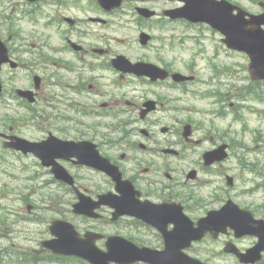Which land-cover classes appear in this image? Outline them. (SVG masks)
<instances>
[{
	"label": "flooded vegetation",
	"instance_id": "af4514ba",
	"mask_svg": "<svg viewBox=\"0 0 264 264\" xmlns=\"http://www.w3.org/2000/svg\"><path fill=\"white\" fill-rule=\"evenodd\" d=\"M41 2L46 5L48 22L64 33L66 47L63 57H59L60 53H55L56 59L46 56L41 86L31 106L32 110L44 108L45 119L48 121L45 123L46 133L62 140L93 143L97 152L115 165L122 178L133 186L127 197L130 206L145 203L170 207L181 204L191 218L198 217L195 214L203 207V202L194 194L193 188L197 187L199 179L204 181L203 177L211 176L216 178L217 185H214V192L204 202L217 205L225 202L227 190L221 184L226 182L228 172L235 174L243 166H228L226 160L210 166L204 165L203 153L221 143L228 144V137L224 131L207 126L202 120L184 116L185 101L190 106L193 94H103L97 89L99 79L102 78L97 72L99 66L110 71L111 58L119 54L112 50L113 44L100 31L104 28L121 30L123 25L134 23L132 18H135L137 26H144H138L142 30L153 26L156 19L169 22L171 20L163 13L179 7L180 0L141 1V6L155 12L154 17L147 19L131 14V1H123L119 9L110 12H103L96 5L95 9L88 5L83 10L84 0H42L32 4ZM151 39L163 44L169 38L151 36L147 45L153 48ZM155 47L161 50L162 45ZM46 49L52 53L50 50L53 49L48 48L47 39ZM164 64L167 68L172 66L169 62ZM118 77L137 79L133 75L119 73ZM42 87L45 89L43 94ZM103 117H111L117 122L100 121ZM60 156L56 158H59L58 162L69 176L68 179L57 181L50 170L47 171L51 194L58 197L53 199L46 194L48 200L45 201L51 199L59 208L55 211L57 219L71 223L73 229L68 234L70 237L82 241L86 233L97 232L104 237L123 236L139 244L149 240L162 241L161 233L134 216L125 215L112 220L114 204L100 205L95 210V218L75 213L73 205L79 200V195L98 201L100 195L117 196L119 193L113 180L105 173L76 163L74 153L67 151ZM255 158L247 160V163H251L247 164L251 169L257 166ZM252 170L255 174L256 170ZM192 171L194 178H187V174L191 175ZM252 189H244L250 197L254 194ZM238 196L241 207L251 211L256 218L264 219V196L260 203L255 202L254 198L244 200L241 194ZM46 209L50 208L46 206ZM54 220L24 219L16 230L8 229V233L4 232L3 221L0 220V241L9 235L18 241L12 245L13 256L18 264H81L77 257L52 254L43 246V242L53 237L50 225ZM166 226L169 230L174 224L169 222ZM223 236H226L224 244L233 242L240 251H245L254 243L251 240L242 246L231 239L230 232ZM98 245L103 246L104 239L99 240ZM3 251L1 246V254ZM218 253L229 255L234 264H238L233 254L223 250ZM0 264H3L1 258ZM259 264H264V260Z\"/></svg>",
	"mask_w": 264,
	"mask_h": 264
},
{
	"label": "rangeland",
	"instance_id": "374dc122",
	"mask_svg": "<svg viewBox=\"0 0 264 264\" xmlns=\"http://www.w3.org/2000/svg\"><path fill=\"white\" fill-rule=\"evenodd\" d=\"M16 0H0V20L1 15H10L11 11L14 10V17L18 18L19 11L16 10L15 6ZM16 25L21 28V38L15 39L13 31H11L6 24H0V38H2L7 45L13 49V57H16L19 61H25V65L18 69L17 71H12L10 68H5L2 72V79L4 80V85L6 90H10L12 87L25 85L29 78L28 75L30 72L43 73V63L40 62L35 64L37 61L35 55L31 52H37L40 50L34 49V42L39 40L35 39V36H28V30L32 28L29 26V23L20 18L16 22ZM177 31L173 32L175 36L184 38L183 41L177 42L174 46V53L176 55V61L174 64L175 70H178L182 73H186L184 70V64L188 62L196 64V70H198V80L191 89L195 94H204L208 90H217L220 94H235L244 86L251 88L250 78L248 76L246 66L247 58L244 54L237 53L235 51H229L225 49L222 44L218 43L217 35L212 34V40L206 43L202 42L201 48H198V45L195 41L198 42V39L195 37L199 36V33L196 29H188L186 26L180 24L175 26ZM30 28V29H29ZM39 31H42L40 28ZM36 33L35 35L41 39L44 37V33L39 36ZM51 39L50 42L60 43L59 39L50 33ZM134 34L119 35L117 38L120 40H125L126 43L132 45L136 49V45L131 40L134 38ZM207 36H210L207 33ZM187 37V38H185ZM180 41V40H179ZM122 47V46H118ZM21 53V50H23ZM27 49V50H26ZM127 52L131 55L132 58L138 57L139 54L143 53V50L136 49L128 50ZM124 49V50H125ZM123 50V49H122ZM199 50H201L199 52ZM196 51V55L193 54ZM164 57L169 61V52L164 53ZM227 67L228 72L221 73V68ZM106 78L100 81V89L108 88L111 91H120L127 92L128 94H182L177 90H171L166 87H148L145 90V86L139 82L136 83H124L118 82L112 84L111 80L114 79V76H111L110 73L106 72ZM104 84L107 85L104 86ZM260 87L264 89V84H260ZM143 90V91H142ZM193 94V93H188ZM233 101V100H230ZM228 101V102H230ZM212 99L206 98L202 99L194 97L192 102L193 107H196L198 112H190L192 117H198L200 111H204L209 107L215 108L216 104L211 105ZM248 105L245 110L242 111L243 120L242 122L234 121L232 118L227 115L224 119H216V124L219 126L220 130L230 132V136L237 138L238 141H241L245 144L246 148L241 149V153H247V155L257 154L259 158H264V103H257L253 100H248L243 103ZM14 106V107H13ZM193 107H190L192 110ZM256 110L251 112L248 111L251 108ZM16 106L10 102L4 100L0 101V123L3 122L4 114L10 117H16L17 115H22L24 112H16ZM260 111V112H259ZM187 112V111H186ZM188 113V112H187ZM263 115V116H260ZM43 119V117L41 118ZM110 121V120H105ZM34 123L44 124L45 121L40 119H35ZM246 126V131L242 133L241 129ZM20 134L27 138H40L43 135V131L39 128H35L31 125H27L24 128H20ZM235 161V159H230L229 164ZM48 180L46 169L40 166L38 160L31 155H22L18 152L4 150L0 145V219L6 220L8 227L11 230H16L19 224H22L24 219H35L40 218H49L55 215V210H43L42 202H37L41 197V193H45L47 190L42 189L44 182ZM206 188L204 187L201 192L205 193ZM235 191H231L230 194L234 195ZM229 196V194H228ZM36 204L37 207L30 212L28 205ZM41 204V207H38ZM50 208L52 206H49ZM199 215H204V210H200ZM6 229V228H5ZM224 237L219 240H205L199 244L194 245L191 251L188 253L191 256L198 257L201 260L207 262L208 264H225L223 262L225 259L219 255H210L212 251L221 250ZM12 243L17 244L18 241L15 239H4L2 244L4 247H9L11 249ZM240 245H245L249 243V240H240L238 241ZM149 246L159 247V242L150 243L148 241L145 243ZM144 244V245H145ZM227 258V257H226ZM230 261V260H229ZM231 262V261H230ZM7 264V263H4ZM11 264V263H10ZM85 264V263H83Z\"/></svg>",
	"mask_w": 264,
	"mask_h": 264
},
{
	"label": "water",
	"instance_id": "95a60500",
	"mask_svg": "<svg viewBox=\"0 0 264 264\" xmlns=\"http://www.w3.org/2000/svg\"><path fill=\"white\" fill-rule=\"evenodd\" d=\"M189 5V3H188ZM189 8V7H188ZM190 11V8H189ZM188 16H192V14H189ZM236 27V24L231 22L229 19L228 24H231ZM238 33V31H237ZM239 35L236 39L231 38L230 40L227 39V43L231 47H235L238 50L246 51L251 56V62L249 64V73L253 79H260L264 78V48L258 49L254 47L253 42H246L243 41L242 43L239 41ZM5 57V49L3 45L0 43V63ZM152 74L154 76L160 75V72L153 67ZM175 78L180 79L181 77L179 75H176ZM23 144H13L16 147H20L24 150H30V151H38L36 148H43L44 145H36L32 143H28L26 141H21ZM12 146V144H10ZM231 205L225 206L223 209H221L218 212H213L209 214L207 218L201 221V223H206L207 225H213L214 223H218L220 221H223L225 219L229 218V215L231 214ZM236 221V220H235ZM261 242L264 241V235L263 237H260ZM59 242H61L60 246H51L53 248H60L65 249H75L76 245L75 243L68 242L64 239H60ZM264 244V242H263ZM181 246L177 245L175 242L171 240L166 241V248L164 251L156 252L151 251L147 248H137L133 244L122 241V242H112L108 245V252L106 254H102L103 256H95L92 252L84 248L82 255L85 258H88L95 264H108L109 261H116L119 263H131L137 260L146 261L149 264H202L199 261L195 259H191L187 257L185 254L181 253L180 251ZM256 247L255 249H252L251 251H248V254L241 255L240 260L244 262H254L257 257L255 256L256 253Z\"/></svg>",
	"mask_w": 264,
	"mask_h": 264
}]
</instances>
